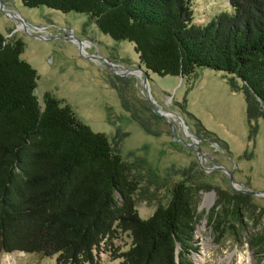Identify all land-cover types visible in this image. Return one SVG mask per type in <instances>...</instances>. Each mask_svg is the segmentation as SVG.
I'll use <instances>...</instances> for the list:
<instances>
[{
    "label": "trees",
    "instance_id": "obj_1",
    "mask_svg": "<svg viewBox=\"0 0 264 264\" xmlns=\"http://www.w3.org/2000/svg\"><path fill=\"white\" fill-rule=\"evenodd\" d=\"M22 3L85 14L101 34L132 43L146 73L182 79L199 68L226 73L241 83L233 86L246 96L248 118L264 116V0H229L200 25L194 0ZM24 52L21 39L8 41L0 32V254L100 264L107 250L122 264H194L195 233L205 217L196 212V190L174 184L169 202L142 219L144 177L63 101L51 93L39 98V76ZM218 207L206 218L209 228L218 239L230 234L239 241L248 228L243 204L227 198ZM121 234L131 245L117 253L113 241ZM250 234L251 249L264 256V229Z\"/></svg>",
    "mask_w": 264,
    "mask_h": 264
},
{
    "label": "rangeland",
    "instance_id": "obj_2",
    "mask_svg": "<svg viewBox=\"0 0 264 264\" xmlns=\"http://www.w3.org/2000/svg\"><path fill=\"white\" fill-rule=\"evenodd\" d=\"M2 1L16 18L0 9V32L25 43L22 59L38 73L39 98L51 93L63 101L144 177L140 217H151L169 202L172 186L185 182L196 190L197 214L205 213L195 233L194 264H264L247 242L251 232L264 229V196L250 193H264V116L248 118L246 96L234 88L240 81L205 68L186 79L146 73L132 43L101 34L85 14ZM228 1L194 0L195 23L210 21ZM227 198L242 203L246 214L248 228L239 241L230 234L218 239L206 220ZM113 243L120 253L131 239L121 234ZM101 257L100 264H122L107 250ZM0 264L58 263L56 257L16 252L0 254Z\"/></svg>",
    "mask_w": 264,
    "mask_h": 264
},
{
    "label": "water",
    "instance_id": "obj_3",
    "mask_svg": "<svg viewBox=\"0 0 264 264\" xmlns=\"http://www.w3.org/2000/svg\"><path fill=\"white\" fill-rule=\"evenodd\" d=\"M0 9L2 10V11H4L6 14H8L10 17H12V18H16L15 16H13L12 15V13L10 12V11H7V10H4V3H3V1L2 0H0ZM26 30V29H25ZM101 60H104V59H101ZM105 61V60H104ZM107 62V64L109 65V67H111L112 69H113V65H112V63L111 62H109V61H106ZM142 71V70H141ZM143 73H144V71H142ZM145 85H147V82H148V77H147V74L145 73ZM147 88V87H146ZM162 114H168V113H162ZM197 147H198V145H197ZM198 150V149H197ZM199 151V150H198ZM229 175V181H230V183L231 184H233V177H232V175L231 174H228ZM250 193H252L253 195H256V196H260V195H262V196H264V193H258V192H250Z\"/></svg>",
    "mask_w": 264,
    "mask_h": 264
},
{
    "label": "bare ground",
    "instance_id": "obj_4",
    "mask_svg": "<svg viewBox=\"0 0 264 264\" xmlns=\"http://www.w3.org/2000/svg\"><path fill=\"white\" fill-rule=\"evenodd\" d=\"M209 200H210V199H209ZM209 200H208V202L210 203V201H209ZM209 203H208V204H209Z\"/></svg>",
    "mask_w": 264,
    "mask_h": 264
}]
</instances>
